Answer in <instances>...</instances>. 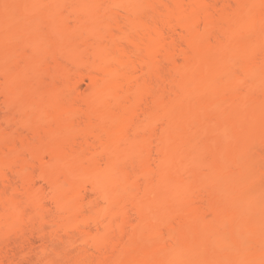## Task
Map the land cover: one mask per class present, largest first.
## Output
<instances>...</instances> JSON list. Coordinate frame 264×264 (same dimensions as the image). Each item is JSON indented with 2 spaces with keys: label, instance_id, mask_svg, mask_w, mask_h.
<instances>
[{
  "label": "bare ground",
  "instance_id": "obj_1",
  "mask_svg": "<svg viewBox=\"0 0 264 264\" xmlns=\"http://www.w3.org/2000/svg\"><path fill=\"white\" fill-rule=\"evenodd\" d=\"M7 3L0 264H264V0Z\"/></svg>",
  "mask_w": 264,
  "mask_h": 264
},
{
  "label": "rangeland",
  "instance_id": "obj_2",
  "mask_svg": "<svg viewBox=\"0 0 264 264\" xmlns=\"http://www.w3.org/2000/svg\"><path fill=\"white\" fill-rule=\"evenodd\" d=\"M8 1H9V0H0V6H1V8H2V6L6 7V4H8V3H7ZM10 2H11V0H10ZM5 3H6V4H5ZM4 4H5V5H4ZM3 9H4V8H3ZM0 10L3 11L2 9H0ZM20 39H21V36L18 35L17 38H16V41H19ZM9 46H10V45H9ZM7 48H9V47H6V49H7ZM6 49H5V50H6ZM8 51H10V49H8ZM12 51H14V50H12ZM9 53H11V52H9ZM12 53H13V52H12ZM18 53H19V52H18ZM18 53H17L16 51H14V55H15V54L17 55ZM20 54H21V52H20L18 55L22 57V55H20ZM10 55H11V54H10ZM12 55H13V54H12ZM18 55H17V56H18ZM17 56H16V57L13 56V57L16 58V62H17L18 59L21 58V57H20V58H17ZM8 57H10V56H8ZM15 58H14V59H15ZM9 59H10V58H9ZM21 60H22V59H21ZM10 61H12V60H10ZM18 61H20V60H18ZM14 62H15V61H14ZM20 62H21V61H20ZM162 65H163V63H162ZM162 65H161V67H162ZM164 65H165V63H164ZM164 65H163V68H164ZM163 68H162V69H163ZM71 69H73V68H71ZM164 69H165V68H164ZM83 70H84V69H82V71H83ZM163 71H164V73H165V70H163ZM75 73H77V71H74L73 75H74ZM164 73L162 74V76L166 75V73H165V74H164ZM0 77H1V76H0ZM153 78H154L155 80L159 79V78H157V77H153ZM153 78H152V80H153ZM44 79L48 80L49 77L46 76V77H44ZM0 80H1V78H0ZM153 81H154V80H153ZM153 81H152V84H153ZM87 82H88L87 79H84V82H81L80 89H79V92H80V93H82L83 91L86 92ZM154 82H155V81H154ZM157 82H158V81H157ZM159 83H161V81H160ZM145 95H146V94H145ZM148 95H149V94H147V98H149ZM2 98H3V97H1V95H0V107L2 106L1 109H4L5 107L3 108L4 104L2 103V101H3ZM1 103H2L3 105H2ZM1 109H0V110H1ZM2 111L4 112L5 109H4V110H1V112H2ZM1 112H0V115L3 113V112H2V113H1ZM4 113H6V111H5ZM4 113H3V114H4ZM3 114H2V116H3ZM2 116H0V117H2ZM78 136H79V135H78ZM76 137H77V136H76ZM74 138H75V137H74ZM77 138H78V137H77ZM258 144H259V143H258ZM258 144H257V143H254V145L251 146V148H252V151H251V152H253V151L255 150V151L253 152L254 154H257V153H256V150H257V151H261V150H262V149H261V148H262V145H260V144L258 145ZM253 146H254V149H253ZM260 146H261V148H260ZM258 153H259V152H258ZM9 175H11V174H9ZM11 177H12V176H11ZM46 202H47V204H48L50 201L46 200ZM51 205H52V204L49 203L48 207H50V209L52 210ZM128 208H129V210H130V207H128ZM27 209H28V208H27ZM28 211H29V210H28ZM27 214H28V213H27ZM29 214H30V213H29ZM132 214H133V213H132ZM26 218H27V217H26ZM26 218H25V219H26ZM25 219H24V220H25ZM18 222H19V221H18ZM21 222H23V220H22ZM24 222H25V221H24ZM26 222H27V221H26ZM28 222H29V221H28ZM30 222H31V221H30ZM22 224H23V223H22ZM32 224H33V222H32ZM34 225L36 226V224H34ZM14 229H15V227H14ZM33 229L35 230L36 228H34L33 225L31 226V225H29V224H27V225H26V224H23V225L16 226L15 231H13L12 233H9V232H8L9 234L6 233V235H5V237H4V240L6 239L8 242H13V240H14V242H15V241L19 240L20 238H22L23 234H25V235H27V236H28V235H30V236L32 235L33 237H35V239H34L35 241H34V242H36L37 244H39L38 242H39L40 240L37 241L38 238H37V236H34V233H33V232L36 233V230L34 231ZM31 233H33V234H31ZM19 234L22 235L20 238H19V236H20ZM18 235H19V236H18ZM2 236H3V235H2ZM17 237H18V238H17ZM15 238H16V239H15ZM23 238H25V237H23ZM23 238H22V239H23ZM27 238H29V236H28ZM36 238H37V239H36ZM8 239H10V240H8ZM30 239H33V238L30 237ZM2 240H3V238H2ZM2 240H1V241H2ZM20 240H21V239H20ZM1 241H0V242H1ZM22 241H23V240H22ZM3 242H4V241H3ZM8 242H6V243H8ZM14 242H13V244H14ZM16 244H18V243H16ZM35 245H36V244H35ZM10 246H11V245H10ZM12 247H13V246H12ZM71 251H72V250H71ZM68 253H69L70 255L72 254V253H70V250H69ZM57 259H58V258H57ZM60 261H61V259H60Z\"/></svg>",
  "mask_w": 264,
  "mask_h": 264
}]
</instances>
